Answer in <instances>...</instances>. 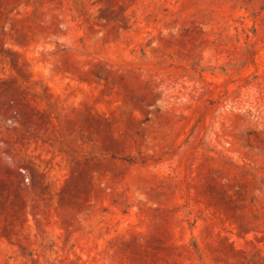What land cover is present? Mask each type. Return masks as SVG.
Segmentation results:
<instances>
[{"label":"rangeland","instance_id":"obj_1","mask_svg":"<svg viewBox=\"0 0 264 264\" xmlns=\"http://www.w3.org/2000/svg\"><path fill=\"white\" fill-rule=\"evenodd\" d=\"M0 264H264V0H0Z\"/></svg>","mask_w":264,"mask_h":264}]
</instances>
